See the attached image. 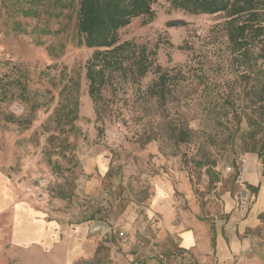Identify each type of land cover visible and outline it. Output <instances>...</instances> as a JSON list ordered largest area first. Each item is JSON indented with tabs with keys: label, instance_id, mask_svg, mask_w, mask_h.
<instances>
[{
	"label": "rangeland",
	"instance_id": "rangeland-1",
	"mask_svg": "<svg viewBox=\"0 0 264 264\" xmlns=\"http://www.w3.org/2000/svg\"><path fill=\"white\" fill-rule=\"evenodd\" d=\"M67 1L0 0V175L12 206L34 214L0 210V264H217L150 215L159 181L173 187L175 225L194 211L211 229L251 214L264 259L261 2L190 14L156 0L102 59L78 44ZM38 181L42 202L26 191Z\"/></svg>",
	"mask_w": 264,
	"mask_h": 264
},
{
	"label": "crops",
	"instance_id": "crops-1",
	"mask_svg": "<svg viewBox=\"0 0 264 264\" xmlns=\"http://www.w3.org/2000/svg\"><path fill=\"white\" fill-rule=\"evenodd\" d=\"M14 196L15 194L9 192L0 175V210L11 207L13 216L24 211L26 215L34 217L28 206H12L15 203ZM173 198L172 185L168 181H159L155 186V196L149 213L152 216L158 214L160 223L163 225V233L175 239L178 248L191 250L198 258L212 255L217 264H264L263 258L259 255L255 256L257 247L251 241L249 233L251 214L248 220L240 221L237 226L230 225L232 219L234 220V216H230L231 219L226 222L225 226L215 225L211 229L203 221L198 220L196 215L199 212L194 211L195 214H180L181 221L175 225L173 221L177 213L174 209L176 204Z\"/></svg>",
	"mask_w": 264,
	"mask_h": 264
},
{
	"label": "trees",
	"instance_id": "trees-1",
	"mask_svg": "<svg viewBox=\"0 0 264 264\" xmlns=\"http://www.w3.org/2000/svg\"><path fill=\"white\" fill-rule=\"evenodd\" d=\"M36 3L38 0H29ZM156 0H78L77 31L81 36L78 44L86 48L103 49L97 51L96 57L106 56L109 52L121 48L117 43L116 33L127 26L132 19L149 16L151 6ZM175 9L190 14H215L217 12L242 13L245 7L239 5L241 0H167ZM251 6L253 0H244ZM260 1L264 7V0ZM59 2V1H58ZM62 1H60L61 3ZM70 1L65 0L61 7L66 8ZM264 9V8H263ZM24 16L30 15V10L23 11ZM253 12L249 16H254ZM98 63L92 59L91 65H86V78L89 81L88 92L93 101L97 100V93L103 84L102 71L95 70ZM144 74L145 67H140ZM143 68H145L143 70ZM258 187L252 188L255 192ZM251 190V191H252Z\"/></svg>",
	"mask_w": 264,
	"mask_h": 264
},
{
	"label": "built area",
	"instance_id": "built-area-1",
	"mask_svg": "<svg viewBox=\"0 0 264 264\" xmlns=\"http://www.w3.org/2000/svg\"><path fill=\"white\" fill-rule=\"evenodd\" d=\"M43 186V182L42 181H38L34 186H30L28 188H26V191L34 194L36 201L38 202H42L43 201V196L41 192H36V190L40 189ZM186 255L184 254V252L182 253H178V257H185Z\"/></svg>",
	"mask_w": 264,
	"mask_h": 264
}]
</instances>
